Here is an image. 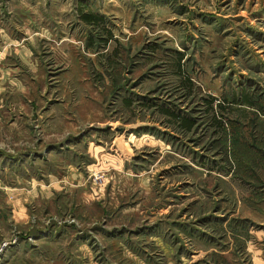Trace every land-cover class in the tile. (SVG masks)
Here are the masks:
<instances>
[{"label":"rangeland","instance_id":"1","mask_svg":"<svg viewBox=\"0 0 264 264\" xmlns=\"http://www.w3.org/2000/svg\"><path fill=\"white\" fill-rule=\"evenodd\" d=\"M0 264H264V0H0Z\"/></svg>","mask_w":264,"mask_h":264},{"label":"trees","instance_id":"2","mask_svg":"<svg viewBox=\"0 0 264 264\" xmlns=\"http://www.w3.org/2000/svg\"><path fill=\"white\" fill-rule=\"evenodd\" d=\"M83 16H84V17H83L84 20H88V18H89L88 16H86V15H83ZM92 16H93V15H92ZM182 120L184 121L185 119H182ZM185 122H186V121H184V123H185ZM189 125H191V123H189L187 126H189Z\"/></svg>","mask_w":264,"mask_h":264}]
</instances>
